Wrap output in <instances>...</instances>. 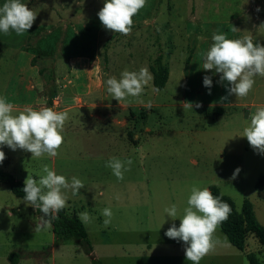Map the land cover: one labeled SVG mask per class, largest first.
Wrapping results in <instances>:
<instances>
[{
    "label": "rangeland",
    "instance_id": "rangeland-1",
    "mask_svg": "<svg viewBox=\"0 0 264 264\" xmlns=\"http://www.w3.org/2000/svg\"><path fill=\"white\" fill-rule=\"evenodd\" d=\"M20 2L37 18L22 36L0 32V96L15 105L13 115L26 106L51 107L67 110L69 119L56 157L32 159L25 150L0 146L6 157L0 169L24 182L28 175L38 180L47 164L69 183L73 176L80 179L85 186L79 194L64 190L63 209L78 217L90 213L91 221L82 222L97 260L192 264L186 245L165 233L173 224L179 227L194 185L217 186L239 211L250 200L264 226V186L257 189L264 154L243 137L245 122L264 106V77H254L248 95L237 98L228 94L227 82H220L222 74L203 69L200 55L212 46L213 33L229 39L251 33L253 42L264 46V0H146L129 35L101 24L97 14L106 0ZM159 55L169 69L163 90L153 91L152 79L139 98L144 103L133 97L118 102L108 94L106 80L119 79L124 70L143 67L153 77L150 67ZM205 76L212 79L210 95ZM183 102L192 103V110ZM112 157L133 161L123 180L105 166ZM171 205L177 206L175 217L164 211ZM105 208L113 213L108 225ZM41 216L0 183V264H12L13 253L18 264H93L78 241L57 244L51 224L34 232ZM214 239L219 242L200 264H250L252 253L264 264V247L253 234L244 251L219 225Z\"/></svg>",
    "mask_w": 264,
    "mask_h": 264
},
{
    "label": "clouds",
    "instance_id": "clouds-1",
    "mask_svg": "<svg viewBox=\"0 0 264 264\" xmlns=\"http://www.w3.org/2000/svg\"><path fill=\"white\" fill-rule=\"evenodd\" d=\"M145 4L146 0H106L97 15L105 29L129 35L133 17ZM36 18L37 14L20 0H6L0 6V32L8 35L10 31H14L16 35L22 36L33 27ZM233 31L237 30L233 28ZM212 40L210 49L200 53L203 69H214L216 73L222 74L220 82H227L231 86L228 89L229 95L246 97L253 88L254 77H264V46L254 43L251 33L242 39H229L226 34L213 33ZM152 79L147 68L142 67L139 71L124 70L119 79L113 76L106 80L107 92L118 102L133 97L139 103H144L139 98ZM203 85L209 89L210 95L212 79L209 76L203 78ZM152 90L158 91L154 85ZM227 98L222 97L221 100ZM182 105L184 109L193 108L190 102H183ZM147 106L150 108L151 104ZM195 107L199 108L201 104L196 103ZM14 110L15 105L7 97L0 96V146H7L12 151L25 150L31 153L32 159L41 158L45 154L56 157L64 142L62 132L69 119L68 111L58 112L51 107L34 110L32 106H26L17 115H13ZM245 123L247 126L243 129V137L247 138L255 151L264 154V106H257L255 113L250 116V123ZM5 158V153L0 151V163ZM132 163L131 159L122 161L112 157L105 166L112 170L118 180H123L124 172L130 170ZM239 171L240 169H236L233 179ZM41 172L43 174L38 180L28 175L23 188L25 203L43 214L40 217L41 222L33 229L37 233L49 226L51 219H55L67 206L64 190H71L72 195H77L85 186L75 176L69 183L65 176L56 174L47 164L42 165ZM187 205L179 219V227L173 224L165 235L169 239L182 241L186 245V259L192 264H200L203 256L219 242L214 239V232L217 225L227 219L231 208L220 196H214L209 188L201 189L195 185L191 188ZM164 211L169 217H175L178 210L176 205H171ZM102 215L106 218L104 224L108 225L113 215L111 209H103ZM79 218L85 223L92 219L87 211L79 213Z\"/></svg>",
    "mask_w": 264,
    "mask_h": 264
},
{
    "label": "trees",
    "instance_id": "trees-1",
    "mask_svg": "<svg viewBox=\"0 0 264 264\" xmlns=\"http://www.w3.org/2000/svg\"><path fill=\"white\" fill-rule=\"evenodd\" d=\"M150 69L153 75V84L155 88L158 89V91L163 90L169 79V69L164 64L162 55L158 56ZM0 183L9 185L12 193L16 197L23 199L24 182L18 181L12 174L0 169ZM263 186L264 175L260 177L257 189H261ZM209 190L214 196H220L224 202L230 205L231 212L227 219L218 224L229 242L236 249L244 251L248 236L253 234L264 247V226L258 221L252 202L246 199L241 211H239L234 201L222 194L217 186H210ZM36 211L39 215H43L39 210ZM50 224L52 225L57 244L69 239L76 240L83 246L86 253L92 257L93 264H102L96 259L87 230L82 220L77 215H69L64 209H62L55 219H51ZM247 258L250 264H261L257 256L253 253L249 254ZM9 259L12 264H18L19 255L13 253Z\"/></svg>",
    "mask_w": 264,
    "mask_h": 264
}]
</instances>
